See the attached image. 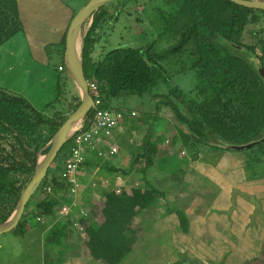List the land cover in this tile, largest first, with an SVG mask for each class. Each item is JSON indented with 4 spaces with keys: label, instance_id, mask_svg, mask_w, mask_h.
Returning a JSON list of instances; mask_svg holds the SVG:
<instances>
[{
    "label": "trees",
    "instance_id": "trees-1",
    "mask_svg": "<svg viewBox=\"0 0 264 264\" xmlns=\"http://www.w3.org/2000/svg\"><path fill=\"white\" fill-rule=\"evenodd\" d=\"M178 1L179 8L171 16L169 29L177 37L175 44L161 53H155L151 48L115 47L96 61L92 55L98 43L99 30L108 14L104 6L97 10L92 27L84 38L83 62L87 79L99 83L109 103L129 95L143 96L157 87L161 79L170 81L161 61L190 50L206 81L192 91L195 93L193 96L176 84L169 95H159L162 97L159 105L170 107L184 127H175L177 130L168 141L174 146L181 144L183 149H193L196 155L206 146L220 148L219 144L211 143L213 139L227 144L222 147L227 149L259 141L246 147L254 148L264 142V78L259 65L246 57L243 49L255 54L260 65L264 66V38L261 39L262 54H259L254 46L243 42V34L252 19H257V13L264 10L245 7L231 0ZM23 27L18 0H0V47L21 32ZM65 49L66 37L60 68L62 75L68 73L64 61ZM75 98L72 111L81 103L80 94ZM63 101L58 98V104H63ZM67 118L68 115L61 111L56 115L40 111L25 96L0 86V223L7 221L16 210L23 190L34 175L39 153H44L43 148ZM151 131L145 136L143 152L135 161L137 164L141 159L145 160V167L141 169L145 184L134 186L130 191L110 188L97 203H92L86 195L80 197L78 208L67 218H62V204L72 202L68 197L72 184L66 174L61 178L55 171L66 168V159L73 146V139L69 140L70 149L63 152L55 171L50 174L49 169L40 186L41 191L45 186L54 191L35 200L33 208H28L30 200L13 231L24 236L26 229L32 225L29 222L31 216L44 220L48 218L52 223L45 233V243L50 249L68 247L69 235L82 226V237L86 239L92 258L105 264H121L144 235V227L136 220L145 210L158 207L166 197V191L148 178L152 167L166 165L171 160L169 156H160L159 148L163 142L161 139L154 142ZM68 143L62 147L58 157ZM90 157L82 168L96 167L97 162L103 159L97 155L94 160ZM108 169L120 170L115 166ZM132 171L134 165L122 172L125 175ZM181 172L179 168L177 179ZM81 210H85V214ZM174 212L182 231L189 233L191 220L186 210L177 208ZM62 250L60 260L47 264H63ZM49 252L46 250L45 254L48 258Z\"/></svg>",
    "mask_w": 264,
    "mask_h": 264
},
{
    "label": "rangeland",
    "instance_id": "rangeland-1",
    "mask_svg": "<svg viewBox=\"0 0 264 264\" xmlns=\"http://www.w3.org/2000/svg\"><path fill=\"white\" fill-rule=\"evenodd\" d=\"M88 1L18 0L24 27L0 47V86L25 96L40 111L50 115H56V112L61 111L69 116L73 112L75 97L80 94V89L68 73L64 72L62 75L60 71L63 45L75 12ZM178 2V0H114L105 5L108 14L98 33V43L92 55L94 60H99L109 50L120 46L151 48L155 53L168 49L177 41V37L169 29L171 16L178 11ZM86 26L81 33L82 40L86 37L89 22ZM261 29H264V12L257 13V19H252L243 34V42L254 46L259 54H262L261 39L264 38ZM243 51L246 57L261 66L255 54L246 48ZM195 59L190 50H186L177 57L161 61L170 81L161 79L157 87L143 96L129 95L114 100L111 105L117 107L121 105V111L126 114L124 123L118 128V137L113 139L119 145L120 151L112 157L103 158L104 160L97 162L96 167L94 165L81 168L89 174H84L89 180L81 186V194L83 197L86 195L91 202L97 203L102 200L103 193L110 188L130 191L134 186L145 184L144 174L141 172L145 167V160L141 159L137 164L135 161L143 152L144 138L151 129L153 141L161 139L163 142L159 148L160 156L166 155L171 159L166 165L156 164L149 170V180L165 190L166 197L158 207L145 210L136 220L144 227V235L134 251L121 264H228L227 259L232 256V252L227 251L235 246H239L242 257L239 254L232 262L238 258L236 264H264V249L259 242L244 244L239 239V243L236 244L234 240L225 241L227 238L224 237L218 244L212 242L211 245L206 240L201 242L204 237L185 235L187 233L182 231L179 218L174 212L177 208L191 213L200 212L207 206L208 201L212 200L208 196L204 201L201 193H205L206 190L209 193L219 191L218 187L214 188L215 191L210 187L205 189L200 183H192L191 186L188 182L190 165H194L196 170H201V166L198 165L203 162L202 165L218 167L225 171V174L229 170L227 173L229 178L233 175L235 177L245 175L252 180L255 176H264V142L255 145L254 148L227 149L222 148L227 144L213 139L211 143L219 144L220 148L206 146L196 155L193 149H183L181 144L174 146L168 141L176 132V128L183 126L170 107L159 105L162 99L159 95H169L174 84L184 92L195 95L192 91L206 81L199 67L195 65ZM58 98L64 100L63 104H58ZM132 112H136L137 115L133 116ZM70 147L71 142L52 164L50 174L57 169L63 152ZM45 153L46 151L39 153L40 159ZM93 155L90 158L94 160L96 154ZM132 165L134 171L123 175L122 171L129 170ZM109 166H115L120 170L112 171L108 169ZM179 166L183 169L177 179ZM235 168L242 170L241 173H232ZM55 172L61 178L65 176L64 168ZM40 189L39 187L31 198L28 208H33L31 206L35 200L38 201L39 198H44L47 193L51 194L54 191L53 188L50 191L48 186H45L43 191ZM238 194L236 192L233 195L234 203ZM246 201H250V204L245 206H255L251 214L250 230L258 233L256 238L262 245L264 241L259 233L264 229V197L261 199L260 196H251ZM229 217L230 212L227 214V218ZM30 218L29 222L32 225L26 229L24 236L17 235L13 230L0 235V264L56 263L62 257L60 251L62 249L63 264H105L104 261L90 256L86 239L82 237L84 231L77 230L69 235L68 247L49 249L46 247L45 233L51 221L47 222L46 218L45 220H38L32 216ZM46 250L50 251L49 258L45 255Z\"/></svg>",
    "mask_w": 264,
    "mask_h": 264
},
{
    "label": "crops",
    "instance_id": "crops-1",
    "mask_svg": "<svg viewBox=\"0 0 264 264\" xmlns=\"http://www.w3.org/2000/svg\"><path fill=\"white\" fill-rule=\"evenodd\" d=\"M202 163L198 165L201 166V170H196L194 165H190L188 176L191 181L188 180V177L186 179L191 186L192 183H200V186H203L205 189L210 187L214 190V188L218 187L219 191L216 192L214 190L215 192L209 193L206 190L205 193H201L204 201L208 196L212 198L211 201H208V204L206 203L207 206L204 207L202 211L191 213L187 212L186 210L191 220V226L189 233L185 235L190 237L198 236L199 238L204 237L201 242H205L204 240H206V242L210 243L211 245L212 242L218 244L222 237L227 238V240L224 239L227 242L234 240L236 244L239 243V239L244 244L257 241L259 242L260 246H263L264 249V243L261 245V242L258 241V238H256V234L258 233H254L252 230H250V224L252 222L251 214L255 209V206H245L250 204V201H246L248 197L260 196L261 199H263L264 176H261L262 178L255 176V179L252 180L245 175H236L237 177L233 175L231 178H229L227 175L229 170L225 174V171L218 167H211L205 164L202 165ZM178 168L183 169L181 166ZM238 169L239 168H235L232 173H241L242 170L239 171ZM86 173L88 174V172L81 171L79 178L82 185L87 183L89 180L88 177L84 175ZM236 192L239 194L236 197V203H234L233 195ZM212 194L213 196H211ZM201 195H199V197H201ZM81 197L83 196L81 195ZM229 212L230 217L227 218V214ZM48 221L49 219L47 218V222ZM49 228L50 225L48 226V229ZM259 235L264 241V229L259 233ZM227 252H232V256L227 259L228 264H236L238 258L236 261H232L236 258V256H239V254L241 256L239 246H235Z\"/></svg>",
    "mask_w": 264,
    "mask_h": 264
},
{
    "label": "water",
    "instance_id": "water-1",
    "mask_svg": "<svg viewBox=\"0 0 264 264\" xmlns=\"http://www.w3.org/2000/svg\"><path fill=\"white\" fill-rule=\"evenodd\" d=\"M114 0H89L74 16L66 38V49L64 55L65 65L68 74L73 79L75 84L80 89L81 103L75 111H73L64 123L60 126L58 131L55 133L51 141L43 148L46 151L45 155L39 157L34 175L30 182L27 184L23 190L19 201L17 203L16 210L12 216L5 222L0 223V235L14 230L20 223L26 206L31 200L33 195L36 193L38 188L42 185L44 179L46 178L48 171L52 164L58 157L59 152L62 147L73 137L75 127L81 123V121L86 117L89 111L94 106V99L89 91L88 79L84 70L83 62V46L84 39L81 42L80 38L83 29L89 22L90 29L93 23L94 13L101 7L113 2ZM239 5L249 7L257 10H264V0H231ZM260 73L264 78V66L259 67ZM264 139V138H263ZM262 139V140H263ZM259 141L248 145H233L232 148L244 149L246 147H251Z\"/></svg>",
    "mask_w": 264,
    "mask_h": 264
},
{
    "label": "built area",
    "instance_id": "built-area-1",
    "mask_svg": "<svg viewBox=\"0 0 264 264\" xmlns=\"http://www.w3.org/2000/svg\"><path fill=\"white\" fill-rule=\"evenodd\" d=\"M88 86L94 99V106L81 121L71 138L73 139V146L66 159L65 174L68 182L72 184L68 194L72 202L62 204L60 208L62 218H67L79 206V199L82 195V184L79 177L82 165L87 158L93 154L101 158L112 157L120 151L119 145L113 139L118 137V128L124 123L126 114L117 106L106 101L98 82L88 80ZM132 115L136 116L137 114L132 112ZM49 190L52 189L49 188ZM81 211L83 214L86 212L85 210ZM38 220H42V218L39 217ZM79 229L83 231L82 226H79Z\"/></svg>",
    "mask_w": 264,
    "mask_h": 264
},
{
    "label": "bare ground",
    "instance_id": "bare-ground-1",
    "mask_svg": "<svg viewBox=\"0 0 264 264\" xmlns=\"http://www.w3.org/2000/svg\"><path fill=\"white\" fill-rule=\"evenodd\" d=\"M87 27V26H86ZM92 27V26H91ZM86 31V30H85ZM82 39L80 38V46H81ZM80 126V123L75 127V130ZM44 155V154H43Z\"/></svg>",
    "mask_w": 264,
    "mask_h": 264
}]
</instances>
